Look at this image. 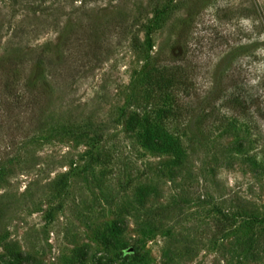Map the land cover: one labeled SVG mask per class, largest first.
<instances>
[{"label":"rangeland","instance_id":"1","mask_svg":"<svg viewBox=\"0 0 264 264\" xmlns=\"http://www.w3.org/2000/svg\"><path fill=\"white\" fill-rule=\"evenodd\" d=\"M47 46L49 106L0 69V264H264V91L196 124L148 88L169 56L193 112L226 71L256 78L264 0H0V58Z\"/></svg>","mask_w":264,"mask_h":264},{"label":"trees","instance_id":"2","mask_svg":"<svg viewBox=\"0 0 264 264\" xmlns=\"http://www.w3.org/2000/svg\"><path fill=\"white\" fill-rule=\"evenodd\" d=\"M42 48L37 51L30 50L19 55H7L0 58V69L3 71V74L10 78V82L6 85L5 90L15 93L16 98L19 100L22 99L25 108H27L28 103L31 108H34L42 96V98L45 99V106H49L51 102L48 96L52 93V89L44 88L40 81L43 75L33 71L35 66L42 65L43 58L48 56V51L51 52L49 47ZM63 49H67V47L61 48V58H59V61L54 62L56 68L60 64L66 63L71 58H65L62 54ZM70 49L73 56L78 55L82 60L87 59V62L97 58L101 50L100 46L91 44L88 46H75ZM168 58L169 60H166V62L163 59H156V61H153L150 65L148 78L149 96L154 100H156V96H161L166 100L167 104H170L167 108L162 110L160 115L161 118L168 119L173 117L179 120L180 116L183 117L186 113L192 111L191 113L195 115L193 117L195 120L194 122L197 124L202 117H205V110L209 108L212 102L218 100L222 101L224 106L227 105L228 107L238 110L244 118H250L251 114L259 106L260 92L264 91V69H262V72L256 74V78H250L251 80H255L254 82H251L250 79H242L237 70L234 69L235 71H226L225 77H219L218 84L215 83L213 86L215 91H207L203 98H200L199 111L193 112L192 105H189L187 101L184 103L178 101L180 98V91L183 92L182 87H189L192 80H190L191 82L187 81L184 73L179 68L171 65L172 63L170 61H173V59H171L170 56ZM51 59L52 58H50V60ZM25 67L30 69L28 74L25 73ZM233 72L238 75H234ZM18 86L21 88V92H25L26 94L22 96L18 91ZM210 93H213L214 96H210ZM189 96H191V94H189ZM187 100H189V98ZM39 106L40 103H38L37 108H40ZM175 108H178V110ZM137 120V115L132 114L128 123L130 126H135Z\"/></svg>","mask_w":264,"mask_h":264},{"label":"water","instance_id":"3","mask_svg":"<svg viewBox=\"0 0 264 264\" xmlns=\"http://www.w3.org/2000/svg\"><path fill=\"white\" fill-rule=\"evenodd\" d=\"M128 250H131V248H129Z\"/></svg>","mask_w":264,"mask_h":264}]
</instances>
